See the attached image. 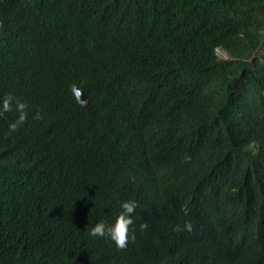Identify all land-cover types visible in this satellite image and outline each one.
I'll return each mask as SVG.
<instances>
[{
  "label": "trees",
  "instance_id": "1",
  "mask_svg": "<svg viewBox=\"0 0 264 264\" xmlns=\"http://www.w3.org/2000/svg\"><path fill=\"white\" fill-rule=\"evenodd\" d=\"M102 3L124 15L119 58L132 69L95 79L101 93L85 79L80 52L109 42ZM84 82L91 98L102 95L97 115L110 116L91 125L99 135L90 149L79 123L55 119ZM7 93L27 104L28 118L12 130L18 111L0 115V264H182L186 256L218 264L165 246L187 220L180 201L192 191L203 213L214 210L216 231H233L226 264L241 252L261 256L253 225L234 212L247 191L264 192V146L246 150L264 141V0H0V101ZM113 103L126 105L132 125L117 127ZM143 160L173 178L164 208L136 192ZM95 170L115 182L93 181ZM127 199L139 201L136 239L119 248L92 236Z\"/></svg>",
  "mask_w": 264,
  "mask_h": 264
},
{
  "label": "clouds",
  "instance_id": "2",
  "mask_svg": "<svg viewBox=\"0 0 264 264\" xmlns=\"http://www.w3.org/2000/svg\"><path fill=\"white\" fill-rule=\"evenodd\" d=\"M104 9L106 8L102 3L98 13L100 17H104L108 23L107 28L111 32L109 42L93 49H90V47L87 45L85 50H81L80 52V57H82L80 60L82 63H85V67L87 69L85 71L86 75H84V77L86 80H91L94 82H97L95 79H103V77L107 74H126L131 72L132 69V63L129 64L128 68H126V61H123L119 58V55L125 56L124 52L118 47V40L123 36L125 30V23L123 21L124 15L122 12L119 13L115 10L106 11L107 9ZM219 50L221 49H218L217 53ZM70 52L72 56L73 53L71 50ZM224 52L226 53V51ZM143 59V64H146L147 61L145 58ZM140 74H142L141 70H137L135 72V75ZM97 83V89H99L101 92V85L99 82ZM86 86H88V83L85 82L83 87L76 85L72 86L75 102L72 101L68 103V110L63 108V106L58 108L55 119L59 122H67L68 120L70 124L79 123V127L77 129L80 132L77 129L74 130L80 137L85 139L87 147L90 149L92 137L99 135L98 130H95V133L91 135V125L99 117L106 118L108 120L110 116H106L104 113L102 115H97V107L101 101L102 95L95 94L94 97L91 98V94H87L85 91ZM106 88L108 89L110 86H107ZM106 98L107 96L104 97V99ZM14 108L16 111H18L19 115L17 119L10 124V128L12 130L17 129L25 120H27V104L18 97L14 96L12 93H7L2 101H0V115H4L5 113L12 111ZM110 108L114 114L117 112L122 113V116L116 119V125H118L117 127H126L132 125V123H130L131 120L129 117L130 112L127 111L126 105L124 106L123 104V108H121L118 107L116 103H113ZM59 109H62V112H59ZM37 118H41L39 113H37ZM90 119L93 120L91 121ZM98 123L99 122H96L95 127ZM254 142H256V146L251 142L247 146L246 150L252 154H258L264 146V141ZM140 163L141 165L137 168V170L140 175H143V177L141 183H138L136 192H138L140 195V199L143 197L145 198L147 206L158 209L164 208L165 204L162 203L165 195L169 193V190L171 187H173L171 183L173 178L171 179V176H167L163 179H160V177L157 175V169L152 162L145 163L143 160L140 161ZM95 172L96 173L93 174V181L95 177L98 179L108 178L109 180L114 181L112 177L104 174L108 172L102 170H95ZM164 182H166V184L159 188L157 200H155L151 192L156 186L163 184ZM194 193H196V191H192L188 196L184 197L180 201L181 208L184 212V216L187 217V220L181 222V224L176 225V227L173 228L174 231H178L176 234H173V238L175 240L165 244V246L174 248L176 255L183 251L184 248L188 250L191 256L215 258L218 261V264H226L229 247L231 250H233V231H216L217 228L221 226H216L214 224V210L212 211V203L208 204V207L212 212L209 214L203 213V201L200 199L199 203H197L198 199L193 197ZM106 194L107 190L103 191V195L106 196ZM244 196V199L238 203L240 206L239 209H237L234 214H241L246 219L244 223H250L253 225L259 242L264 243L262 240V237L264 236V192L254 193L247 191ZM178 202L179 200L175 201L174 204L176 205ZM157 203L161 207H158ZM138 206L139 201L136 199H127L122 201L120 205L121 210L116 216L115 213H111L108 210L109 218L113 220V222L99 220L91 227L90 234L94 237L104 236L110 238L111 240L115 241L117 247L119 248L127 247L129 240L134 241L136 239L134 213ZM211 214L213 218L212 224ZM149 217H151V215H149ZM140 228H147V223L145 222L140 224ZM166 250L168 255L172 257L171 251H169L168 248H166ZM252 251L256 253V255L261 254V256L248 258L246 254H242L241 252L240 255L242 257H236V262L238 264H264V250L261 251L257 247V249ZM194 260L195 258L193 259L186 256L184 261H182V264H192L189 263V261Z\"/></svg>",
  "mask_w": 264,
  "mask_h": 264
},
{
  "label": "rangeland",
  "instance_id": "3",
  "mask_svg": "<svg viewBox=\"0 0 264 264\" xmlns=\"http://www.w3.org/2000/svg\"><path fill=\"white\" fill-rule=\"evenodd\" d=\"M260 53H262V51H260ZM218 54H219V56L221 58H224V59H227L228 58V55L224 51H222V50H219L218 51Z\"/></svg>",
  "mask_w": 264,
  "mask_h": 264
},
{
  "label": "bare ground",
  "instance_id": "4",
  "mask_svg": "<svg viewBox=\"0 0 264 264\" xmlns=\"http://www.w3.org/2000/svg\"><path fill=\"white\" fill-rule=\"evenodd\" d=\"M252 144L256 146V142L252 141Z\"/></svg>",
  "mask_w": 264,
  "mask_h": 264
}]
</instances>
